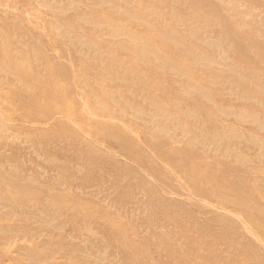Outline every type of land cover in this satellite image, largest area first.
<instances>
[{"label":"rangeland","instance_id":"obj_1","mask_svg":"<svg viewBox=\"0 0 264 264\" xmlns=\"http://www.w3.org/2000/svg\"><path fill=\"white\" fill-rule=\"evenodd\" d=\"M0 264H264V0H0Z\"/></svg>","mask_w":264,"mask_h":264}]
</instances>
